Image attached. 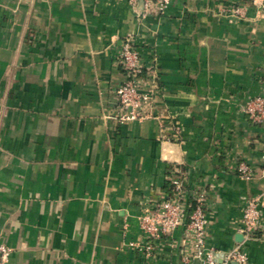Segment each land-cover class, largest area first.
Instances as JSON below:
<instances>
[{
	"label": "crops",
	"instance_id": "1",
	"mask_svg": "<svg viewBox=\"0 0 264 264\" xmlns=\"http://www.w3.org/2000/svg\"><path fill=\"white\" fill-rule=\"evenodd\" d=\"M126 37L154 106L120 122ZM256 95L264 0H172L144 15L129 0H0V242L12 248L0 264H183L184 226L151 252L133 245L172 165L205 189L207 242L220 251L240 242L247 200L262 194V232L242 246L264 264V125L242 109Z\"/></svg>",
	"mask_w": 264,
	"mask_h": 264
},
{
	"label": "built area",
	"instance_id": "2",
	"mask_svg": "<svg viewBox=\"0 0 264 264\" xmlns=\"http://www.w3.org/2000/svg\"><path fill=\"white\" fill-rule=\"evenodd\" d=\"M131 6L139 15H144L150 5L155 4L158 11L163 13L170 6L172 0H129ZM143 7L144 11L139 8ZM235 15H242L239 8H235ZM118 63L125 73V80L116 88L117 106L115 117L120 122H131L153 117V95L145 88V64L136 41L126 37L121 45ZM243 112L255 125H264V96L256 95L247 100L242 107ZM163 126V125H161ZM172 136L181 138L182 129L174 127ZM261 168L264 175V150L261 155ZM238 174L245 180L253 176V169L246 161L239 162ZM169 186L167 196L146 207L140 215V229L144 236L141 244H134L148 252L153 250V242L157 239L169 237L180 226H184V242L181 248V261L190 264L199 261L201 264H249L248 252L243 248L244 240L254 238L262 232L261 203L262 194L251 196L247 200L241 218L239 233L243 234V241L228 251H223V261L217 262L215 254L220 250L211 247L207 242L208 209L207 193L201 186H189V173L182 166L172 165L169 171ZM12 253V248L0 242V258L6 261Z\"/></svg>",
	"mask_w": 264,
	"mask_h": 264
},
{
	"label": "water",
	"instance_id": "3",
	"mask_svg": "<svg viewBox=\"0 0 264 264\" xmlns=\"http://www.w3.org/2000/svg\"><path fill=\"white\" fill-rule=\"evenodd\" d=\"M141 3L143 2V0H139ZM243 234H238V239H239V241L241 242L242 240H243ZM223 256H224V252L223 251H220V252H217L216 254H215V260L217 261V262H222L223 261ZM232 264H237L236 262H234V263H232Z\"/></svg>",
	"mask_w": 264,
	"mask_h": 264
}]
</instances>
